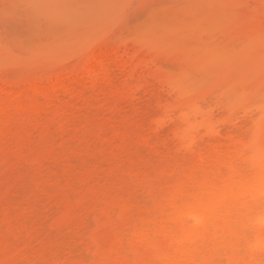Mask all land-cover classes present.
Returning a JSON list of instances; mask_svg holds the SVG:
<instances>
[{
	"label": "bare ground",
	"instance_id": "obj_1",
	"mask_svg": "<svg viewBox=\"0 0 264 264\" xmlns=\"http://www.w3.org/2000/svg\"><path fill=\"white\" fill-rule=\"evenodd\" d=\"M216 1L217 0L212 1V8H208V10L210 9V16L211 14H214V17L217 15L215 6V11L211 10L213 9L212 4ZM226 8L222 9V11H226ZM199 9L203 11L204 7ZM229 12L230 11H228V13ZM228 15L229 14L225 16ZM217 19L218 17H216V22ZM219 20L221 21L222 19ZM220 21L217 23L220 24V26L223 24L221 30H223V27L224 29H229V23L226 24L227 27H225L226 25L224 26V23L226 21L224 23H220ZM204 22H206V20H204ZM231 22L232 21H230V25L232 26ZM202 23L203 19L200 25L205 24ZM192 24L193 23L188 25L185 23L183 25H188L190 28ZM195 26L198 30V26L196 24ZM211 28L212 31L215 30H213V27ZM232 28H230L231 31L226 30V34H224L225 30L222 31L223 33L220 30L219 32H221L222 37L224 34V40H229L230 44L228 43V47L226 46V48H228V50L231 49L229 51L233 54L232 50H235L234 53H236V48L232 46V42H234L236 38L230 40L234 37L233 35H231V37L229 35V32L233 31ZM180 29H182L181 26ZM198 31L195 32L198 33ZM237 31L239 32V30ZM159 34L158 32L156 35ZM237 35L238 40L236 39L237 41L235 40V42H237L238 45L241 43L240 47L243 45L242 43H244L243 47H241V51H239L240 47H238L237 54L231 55L232 57L229 58L230 60H226V64L222 62L225 69L228 67L230 68L226 69L227 72L229 70H234L232 75L235 74V77H232V79L229 77L231 80L228 79V81L225 82L226 84L223 83V85H218V83H216L217 86L214 89H211V86L206 87L209 88L207 91H205L206 88L204 91H200L201 88L195 85V83H197L196 78H190V76L193 75L192 72L195 74H197V72H202L199 71L201 70L199 66L203 67L204 64L210 61L209 54L211 48L208 50L210 51L209 54H207L208 51H206V55H204L203 52L202 54L199 53V55L195 53L194 56L191 57V62H184L185 67L183 66L184 69H181L182 75L177 73V77L176 74H169L170 72L168 73L162 70L163 65H161L162 63L159 61L161 60L163 64H165V60L167 61L166 63L173 62L177 59L180 60L185 53L183 52L184 55L180 53V47L174 48L175 50L173 48H168L171 45L169 41H167L165 45L163 42L162 45L160 42V40H164L163 38L161 39L162 35L150 37L148 41L145 36L132 41H128V39L127 41H118L119 39L115 40V38H108V36L107 38L106 36H103V38L98 37L90 42L91 44L85 45L70 57L55 60L53 64L51 63L52 65L48 64V66H50L48 70L46 67L43 69L44 71L29 70V72L27 70L26 73H24L25 68H21L23 71L21 74H24L21 76V74L18 73L20 77L15 79L10 76L13 74L0 73V136L15 125L20 127H23V125H37L48 115L51 117V124L57 126L60 134L64 135L72 127L77 126L79 120L87 118V115L88 118L85 120H88L89 113H92V108L94 110L96 106L95 112H93L91 116L95 119H99V121L104 113L107 114L108 110H110L109 115L106 116L107 118L103 116L104 119L106 118V121H103L102 118V122H98L99 126L97 125L98 129H96L100 131L99 133H104L109 129L106 132H111V134H113L112 136H114L118 142H129V140H133L129 142L132 143L137 140L144 150L151 152L164 162L176 161L178 159L186 161L184 165H180L178 162L166 166L156 173L157 177L154 175L155 178L153 176H147L149 174H145V177L143 174V177L140 179L138 174L134 176L136 178L134 179V177H130L131 175H128L130 173L124 169L127 174V176L126 174H124V176L126 178L128 176L130 177L127 179H134H132V181L130 180L133 182L132 184L138 183L137 179H140V181L138 179L139 184H134L136 185V189H134L135 192L133 191L132 193V191L129 190V192L127 190L126 193L129 192V195H122L123 197H121V195L117 197L110 196L107 201L104 199L105 197H100V191H97L99 189L102 191L103 187L106 189L107 187H105V185L109 184V182L113 183V178H116L114 175L115 170L119 173V171L123 169L120 167L122 161L120 162L118 159L120 165L118 163L115 164L116 166L117 164L119 165V170H117V168L114 169V167H116L115 165H111V168L109 165V163L111 164L110 158L106 159L107 157H105L102 164L93 166L87 171L86 179L82 182L84 187L94 185V188L90 186V190H92L91 192L89 191V194L92 195L90 196L91 198H84L88 201V203H85L86 205L83 204L85 201L80 202V205L82 203L81 206L77 205L79 203H75L78 206L76 208V205L74 206V203H71L73 200L70 202L67 201L68 198L65 197L66 194H63L64 197H61L62 192L61 195L55 194L49 199V201L51 200L50 202H53L55 205L53 206V203H49L52 207H56L55 203L59 204L58 206L60 207V204L62 205L64 204L62 202H65L66 204L69 203L67 204L69 208L64 204L66 206V211H69L71 208H73V211L75 210L74 213H76L78 209L82 211L79 212L80 214L77 213L78 217H76L77 214H75L76 216L74 214L71 215L73 211H69L70 214L65 211L64 216H61L62 218L57 217L59 221L54 219L56 221L51 222L52 220H49L51 226L53 225L54 227L48 228V232L54 229L58 231L59 228H62L63 222L65 224L67 218L71 220V222L69 221L71 226H74L73 224L76 223L72 228H63L64 232H66H63V237L61 235L63 229L60 232L61 234H59L62 240L65 235V237H67L69 234L71 235V233L76 234L75 238L70 237V235L68 236L69 238L67 239L69 241L71 240L70 243H67L66 241L68 240L66 239H64L65 242L61 241V237H57L59 236L57 232V236L55 235L57 240L53 236V241H55L53 244L52 242L49 243V240L52 241L51 236L54 233L51 234V236L45 233L42 235L40 231L44 229L40 228H44L43 218L47 212H45L44 209L46 210L48 208L47 210H50V207L42 203L41 206L44 207L43 205H45L46 208L44 207L43 209L41 207L43 210L40 208V214L38 216L35 214L38 210L36 209L37 211H35L33 209L35 205H38L34 202L36 198L32 201L33 198L30 195L32 199L25 196L29 200V202H26L28 201L24 200L26 198L22 199L18 197L19 200H24L18 203L26 204V209H24V205L21 209L19 207L20 205L17 206L16 204L13 209L19 207L17 209L22 210L20 212L24 214L32 210H34L35 213L31 212L32 214H30V212H28L29 214H26V217L30 219L29 221L24 214L20 215V218L18 216L19 219H14L13 221H28L32 224V227H36H34L35 229H30L31 231L38 229L39 232L37 231V233L39 236L41 235L40 237H42L45 234V237L38 238L39 241L37 239V233L31 235V238L28 236L27 238L30 239L29 241L31 242L35 239L37 240H35V242H37L35 245H37V249L40 247V250L38 249L39 252L36 253L37 249L35 246L32 247L30 243H28L30 246L28 247L30 248L29 250L32 248L35 249H32L30 252H19V254L21 253L19 256H11L8 259L9 261L7 260L8 263L5 264H264V223L257 228L250 227L251 220L264 216V49L261 54L258 47L253 45L257 50L255 48L251 50L253 52L258 51L259 53L255 52V55L260 54V57H262L259 58L258 55V58L256 56H251L249 58H252V60H248V55H244L243 53H246L244 52L246 49H250V47L245 45L249 37H247V34L243 35L248 39L244 36L243 38L242 36L239 37L238 33ZM207 36L209 37V35ZM250 36L252 37V33ZM219 37L218 46L219 44L222 46L225 41L226 43L228 42V40L223 41V38L221 41V36ZM143 38L145 40H143ZM239 38H242V41ZM243 39L247 41L244 42ZM149 41L152 42L149 43ZM213 43H216L215 40ZM208 45L210 44L208 43ZM224 45L223 47H225ZM250 45L251 44L248 46ZM163 46H165V48ZM210 46H212V43ZM214 47L212 49H214ZM244 47L247 48L244 49ZM242 49L243 53H241ZM170 51L172 52L170 53ZM198 51L200 52L201 49L197 50V52ZM238 51L240 53H238ZM151 52H153V55H156L158 52L163 53L160 57L158 56L159 58L154 56V59H151ZM227 52H225V54ZM253 52H251L249 56L252 55ZM170 54L171 57H173L172 59ZM157 55H160V53ZM172 55H177V57ZM179 56L182 57L179 58ZM226 56L228 55L226 54ZM245 56H247V61L245 60ZM256 58L258 63L255 60ZM155 60L159 61L157 62ZM241 60H245L246 62H242ZM19 61L21 62V58ZM248 61H253V63L250 62L249 65ZM244 63H247L246 66L248 65L250 67L246 68L244 65L242 66ZM240 64L241 71L238 66ZM251 64L253 65L251 66ZM205 66L204 69L206 70L207 67L205 68ZM212 67L215 66L212 64ZM223 67H217V70H223L221 74L225 76V69ZM195 68L197 69L195 70ZM215 70L213 68L212 72H215ZM220 71L218 72L219 74ZM237 72V75L240 76L239 78L236 75ZM195 74L193 76H195ZM214 76L220 75L214 73ZM192 78L195 79H193L195 83H193ZM195 87H199V90ZM202 88L204 89V87ZM106 91L107 94L105 93ZM118 92L124 95V97H118ZM104 93L106 97L111 98V102L114 99L113 103H115L118 98L121 100L118 99L120 100V104L116 103V106L111 103V105L113 104L114 106L112 105L110 108L107 107L106 109L108 110L102 113L99 110H103L104 108L99 107L101 102L99 103L98 98L99 96L103 97ZM142 97L146 99H141ZM110 100H106V104L107 102L109 103ZM141 101L142 103H140ZM142 104L146 105L144 109L138 107V105L143 107ZM98 107L100 108L99 110H97ZM20 115H24V118L19 121H14L13 117ZM82 116L83 118H81ZM147 118L149 119V124L145 125V120H147ZM97 132L95 133L97 134ZM23 133L25 132L23 131ZM22 134L20 137L18 136L20 142L25 138ZM121 142L119 146L127 147V144H129H124L125 142L122 144ZM110 143L111 141L107 142V145L105 144L106 147L110 146ZM17 147L19 150L20 146ZM111 150H113L112 147L108 151L110 155L112 153ZM20 153L21 152H18V156H21ZM116 156L119 157L118 154H115V157ZM141 162L144 164L143 161ZM108 168L112 169V171ZM106 169L108 170L105 171ZM107 172L109 176L102 182L103 185L101 186L98 179ZM125 172L122 171V173ZM196 173H198V176H195ZM52 174H54V172L51 173V177H60L55 174V176H53ZM64 174L68 176V168H66ZM48 177L49 176L42 179L40 188L36 187V189L40 190L37 194L39 193L43 196L47 188L46 186H49V183H55L53 179H51L52 182L48 180L49 183L43 181ZM61 177L66 178L65 175ZM72 177L75 181V177L73 175ZM69 178L70 179H65L67 180L66 183L70 181L68 184L72 185L73 179L71 177ZM65 180L63 181L61 179L60 182L56 181L57 185L62 181L65 182ZM43 182H45L46 186ZM51 184L50 186H53ZM37 185L39 186L38 183ZM138 185H140V191H145V194L144 192L143 194L144 197L148 196L147 198H143V194L139 195L140 192L138 193L137 190V187L139 189ZM13 187L14 186L10 187V189ZM14 188L16 189V187ZM57 190L60 191L59 189ZM12 191L13 189H11V193ZM35 195L36 194H32L34 197ZM141 195L144 200L141 198L142 201L140 203L139 196L141 197ZM41 196H39L40 203L42 201L40 198ZM13 197H15L14 194ZM36 197V202L38 203V195ZM64 198L65 200H63ZM60 199H62V201ZM145 199L146 202H143ZM16 201L17 199L15 202ZM12 202H9V204ZM70 204L74 207L71 206L70 208ZM7 206L10 208L9 205ZM58 206L55 208L56 211ZM82 206L84 210L83 208L81 210ZM1 209H3V207ZM3 210L4 211L0 210V216L3 214L8 215L7 210H5V208ZM17 211L19 212V210ZM42 211L45 212L43 218L41 215ZM95 211L97 214L95 213L92 215ZM51 212H53V210H51ZM54 213L52 214L54 215ZM48 214L49 211L46 215L48 216ZM67 214L70 217H66ZM30 216H34V219H31ZM89 216H92L91 220L93 222H91V224H94V228H96V225L100 227L99 222L101 223V221L104 222L101 225V227H103L92 231L94 228H91V224H88L91 221L90 218H88ZM6 217L4 218L6 219ZM23 217L26 220H23ZM40 217L43 221L40 220L38 222ZM51 217L53 216L51 215ZM48 218L50 217L46 219ZM75 218H78V220L76 221ZM96 219L99 222L96 223ZM33 220L37 221L39 224ZM13 221L10 222V225L14 224L11 226V233L16 237L18 235L17 230H20V226L23 229L24 225L23 223L20 225L22 221H17L16 223H13ZM31 221H33V223ZM86 221L88 226L85 228ZM34 223L35 225H33ZM58 223L61 224V227ZM30 224L28 225L29 228H31ZM28 226H26V228ZM56 226L59 227L57 228ZM88 227L91 228L92 233L89 232L90 228ZM51 228H53V230H51ZM28 229H26V231ZM96 230L98 234H100V232L102 235L105 234L103 235L104 237H102L101 234L98 236ZM103 230H108V233ZM13 232L17 234L15 233L14 235ZM93 232L99 238L102 237L106 239L105 242L103 244H95L94 235L93 237L91 235ZM74 234L71 236H74ZM33 236L34 240H31ZM83 237L87 239V241L83 242ZM59 240L61 244L64 242V245L61 246L60 244L62 249L56 251V242L60 243ZM85 242L90 243L86 244ZM44 243L47 244L44 245ZM79 243L86 246H81ZM0 245L2 244L0 243ZM42 245L48 247H45V249ZM79 245L82 249H79L80 251L77 250V246ZM83 247L85 249H83ZM42 249L43 251H41ZM24 252H27L28 256H26L25 254L27 253L24 254ZM33 252H35V254ZM77 252L79 253L78 255ZM29 253L33 254L29 255Z\"/></svg>",
	"mask_w": 264,
	"mask_h": 264
},
{
	"label": "rangeland",
	"instance_id": "obj_2",
	"mask_svg": "<svg viewBox=\"0 0 264 264\" xmlns=\"http://www.w3.org/2000/svg\"><path fill=\"white\" fill-rule=\"evenodd\" d=\"M212 1H215V0H206V1L205 0H0V73L13 74L10 76L15 79V78L20 77V74L23 72L22 71L23 68H25L24 73H26L27 70L28 71L29 70L30 71H44L43 69H45L46 67L48 70L50 68V66H48V64H51V63L53 64L55 60H58L60 58L70 57L73 53H76V51H79L85 45H87V44L89 45L90 42H92L94 39H96L98 37L103 38V36H106V38H107V36H108V38L109 37L115 38V40L119 39L118 41H121V40L127 41V39H128V41H132L135 39H139V37L141 38V37L145 36L147 38V41H148V38H150V37L162 35L161 39L163 38L164 40L162 41L159 38L162 45H163V42L165 45V43L167 44V41H169L171 45L168 48H173V49L175 48L176 49V48L180 47L179 48L181 50L180 53H182L183 55L185 53V55L183 57L179 56V58L182 57V59H180V60L177 59L175 61L172 60L173 62L166 63L167 61L165 60V64H163V62L160 60L161 58L159 59L160 61L158 60L160 63H162L161 65H163L162 70H164L168 73L170 72L169 74H172V73L176 74L177 77H178L177 73L182 75L181 69H184L183 68L184 62L185 63L186 62L188 63V61L191 62L192 61L191 57H193L195 53H197L199 55V53L202 54V52H203L204 55H206L205 54L206 51H208L209 48H211V52L210 51L207 52V54H209V52H210V54H209L210 61L209 62L206 61L208 63L204 64V66L207 65V66H205V68L207 67L206 70L204 69V66L203 67L199 66V67H201V70H199V71H202L205 74H203L202 72L201 73L197 72V74L192 72V74L193 75L195 74V76L192 75V76H190V78L191 77L196 78V81L198 84L195 83L194 78H192V80L194 79L193 83H195L196 86L198 85L201 88L200 91H204L206 87H210V86H211L210 87L211 89L212 88L214 89L217 86L216 83H218V85L219 84L223 85V83L226 84L225 82H227L228 79H230V78L232 79V77H235L234 73H233L234 75H232V72L234 70L233 71L229 70L227 72L226 69H228L229 67L225 69L223 67V63L227 62L226 60L229 61L230 60L229 58L232 57L233 54H237V49H238V47H240V44H241L240 43L238 45L237 42H235L236 39L238 40L237 33L239 34V37H241V36H242V38H243V36L246 37L245 36L246 34H247V37H249V39L246 37L248 39V41L246 39L244 41V39H243L244 42L247 41V43L245 45H247V47H250V49L249 48L246 49L247 47H244V49H246L244 52H246V53H243V49H242L241 53H243L244 55H248V57L245 56V58L247 57L248 60H250V59L252 60V58H249V57H251V56H254V57L256 56L257 58H258V56H259V58L262 57V56L260 57V54L255 55V52L256 53H259V52L258 51L253 52L251 49H254L257 46L258 50H260L261 54H262V51L264 49V0H217L216 2H214L212 4L213 9H211V10L215 11V8H216L215 12H217V15L215 17H214V14L213 15L211 14V16H210V13H209L210 9L208 10V8H212V6H211ZM247 1H248V3H247ZM205 3H207V4H205ZM245 3H246V5H245ZM243 4H244V6H243ZM199 6L204 7V10L200 11L201 9H199V8H201V7H199ZM206 6H208V7H206ZM214 6H215V8H214ZM247 6H248V9H247ZM221 7H224V8L227 7L225 9L226 11H224V10L222 11V9H224V8H221ZM245 7H246V9H245ZM244 10H247V11H244ZM228 11H230V12L228 13ZM204 13H207V14H204ZM224 14L225 15L229 14V15L225 16ZM230 14H232V15H230ZM219 16H220V18H219ZM216 17H218V19H217L218 23L220 21L219 19L223 20V21L221 20L220 23H224L225 21L227 22V23L226 22L224 23V26L229 23L228 24L229 29H227V28L224 29V27H223V30H225L224 34H226V32H227L226 30L231 31L230 28H232V26L234 25L232 28L233 31L229 32V35H230V37H231V35L234 36L230 40H234L233 38H236L234 40V42H232V46H234L236 48V53H234L235 50H232V52H233V54H232L231 51H229L231 49L228 50V48H226V46L228 47V43L230 44V42L228 39H225V40H228V42L226 43V41L223 38L224 34L222 37L221 32L223 30H221V29H222L223 24H221V26H220V24H218L216 22ZM202 19H203V23H205L204 25H200ZM204 20H206L207 24H206V22H204ZM209 20H211V21H209ZM229 20L232 21L231 22L232 26L230 25ZM261 21H263V22H261ZM182 23L183 24L187 23L188 25H190L191 23H193V24H192V27L189 28L188 25H183ZM195 24L198 26L197 28L200 32L196 29ZM180 26L182 27V29H180ZM184 26H188V27H184ZM194 27H195V29H194ZM211 27H213V30L214 29L215 30L212 31ZM225 27H227V25ZM183 28H186L188 31L186 29H183ZM236 29L239 30V32ZM219 30L221 32H219ZM234 30H236V31H234ZM183 31L186 32L187 34L184 33ZM195 31H198L199 35ZM158 32L160 34L156 35V34H158ZM173 32H174V34H173ZM201 32H203V33H201ZM233 32H235V33H233ZM191 33H192V35H191ZM251 33H252V37L250 36ZM235 34H236V36H235ZM243 34H245V35H243ZM207 35H209V37ZM219 36H221V39H220L221 41H222V38H223V41H225L226 44L223 42L225 44V45L223 44L225 47H223L222 43H221L222 46H220V44L218 46V43H219L218 39L220 38ZM242 38L241 39L239 38V39L242 41ZM143 40H145V39L143 38ZM214 40L216 42L215 44L213 43ZM150 42H152V41H149V43ZM208 43L210 45L212 43V46L208 45ZM242 44L244 45V43H242ZM249 44H251V45L248 46ZM168 45H169V43H168ZM216 45H217V47H216ZM243 45H241V47H243ZM181 46H182V48H181ZM202 46H203V48H202ZM163 47L165 48V46H163ZM213 47H214V49H212ZM222 47H223V49H222ZM241 47H240L239 51H241ZM200 49H201V51L197 52V50H200ZM255 49L257 50V48H255ZM193 50H194V53H193ZM227 50H228V52H227ZM172 51H170V53ZM239 51H238V53H240ZM163 52H158V53H156V55L155 54L153 55V52H151L152 55L150 58L154 59L153 58L154 56L159 58ZM221 52H222V55H221ZM225 52H227L226 54L228 56H226ZM248 52H250V53H248ZM251 52H253L254 55L252 54L249 56V54H251ZM159 53H160V55H157ZM177 55L176 56L172 55V56L177 57ZM211 55H212V58H211ZM148 56H150V55H148ZM170 57H171V54H170ZM219 57H220V59H219ZM20 58H21V62L19 61ZM172 58L173 57H171V59ZM206 58H208V57H206ZM247 58L245 59L246 61H247ZM257 58L255 59L256 61H257ZM216 60H217V62H216ZM245 60L244 61L241 60V61L246 62ZM155 61H157V60H155ZM69 62H71V61H69ZM248 62H249L248 63L249 65H250V62L253 63V61H248ZM257 63H258V61H257ZM212 64L215 67H212ZM246 64L247 63H244V64H242V66L244 65V67H246V68L250 67L248 65L246 66ZM252 65L253 64H251V66ZM238 66L240 67V71H241L242 70L241 64ZM187 67H188V65H187ZM217 67L218 68L223 67L225 69V73H224L225 76L221 74V72L223 71V70L220 71L221 69L219 70L220 74L218 73L219 71L217 70ZM210 68H211V71H210ZM213 68H214V70L216 68L215 72L214 71L212 72ZM255 68H256V66H255ZM19 69H21V70H19ZM196 69L197 68H195V70ZM229 72L231 73L232 76L230 75ZM18 73H20V74H18ZM214 73L218 74L220 76H214ZM23 74H21V76ZM237 74H238V72L236 73V75ZM189 75H191V74H189ZM215 77H217V78H215ZM237 77L239 78L240 76L237 75ZM190 78H188V79H190ZM118 85H120V84H118ZM213 85H215V86H213ZM199 87H195V88L197 90H199ZM202 87H204V89ZM104 89H107V88H104ZM207 89H209V88H206L205 91H207ZM105 93L107 94V91ZM105 93H104L103 97L99 96V98H98L99 103L101 102L99 104V107L104 108V109L102 110L98 107L97 110L100 109L99 111L102 113H104L103 111L106 112L108 110V109H106L107 107L110 108V106H112L113 104L115 106L117 104H120V102H119L121 100L120 96H122V98L124 97V95H122L121 93L118 92L117 96L120 97V98H118L120 100L117 99L116 102L113 103L114 99L111 102V100H110L111 98L106 97ZM141 99H146V98L142 97ZM106 100H110L109 103L107 102L108 105L106 104ZM104 101H105V103H104ZM142 101L140 103H142ZM111 103H113V104L111 105ZM143 103H144V101H143ZM144 106L146 107V105H143V107L141 105H138V107L141 109H144ZM95 109H96V106H95L94 110ZM94 110L92 108V113H89V119L88 120H85L88 118V115H87V118H83V116H82L81 118H83L84 120L78 119L79 122H77V126L72 127L70 130L67 131L68 133L66 132L64 135L60 134L59 128L57 126L51 124V122H50L51 117L48 115L46 118H44L37 125H23V127L15 125L11 129L4 132V134H2V136H0V139H1L0 140V210L4 211L3 209L5 208V210H7V212H8V215L3 214L2 216H0V219H1L0 220V243L2 244V245H0V247H1L0 248V264L8 263V261H9L8 259L11 256H14V257L19 256L21 254V253L19 254V252H23V251L30 252L32 249H35V248L37 249V245H35V244H37V242H35L36 239L34 240V236L31 239V240H34L32 242L29 241L30 239L27 238L28 236L30 237L31 235H34V233H37V231L39 232L38 229L32 230V231L30 230V229L36 228L35 226L32 227V224H30V222H28L30 219L26 217L27 216L26 214H29L28 212H30V211H28L27 213L24 214V213L20 212L22 210L17 209V208H19V207L21 208L23 205L24 206L26 205V204H19L18 202L21 203L24 200L25 201L28 200V198L30 199L31 197L33 198V199L31 198L33 201L35 198L37 199V197H36L37 195H38V199H39V196H41L42 194L41 195L39 193L37 194V192L40 190L36 189V187L40 188V182L42 184L43 178L49 176L48 178L44 179L43 181L48 182V180H50L52 182L51 179H53V181L55 183L52 182V184H51L48 182L49 186H46L45 182H43V184L47 187L46 188L47 193L45 191V193H43L44 195L40 197L42 199L41 203H40V199H39V201L37 200L38 203L36 202V199L34 200L35 204H38V205H35V208H33V209L35 211H37V210L38 211H37V213H35L34 210H32L31 212L35 213L39 216V214H40L39 210L42 207L41 206L42 203L45 204L46 206L50 207V210H47L48 208L45 210L44 209V207L46 208L45 205H43L44 207H42L45 212L47 211L46 214L49 211L50 216H49V214H48V216L45 214V216L43 218V215L45 212L42 211L41 215H42V218L44 219V223H43L44 228L42 227L40 229H44L46 232L44 230L43 231L41 230L40 232H42L41 233L42 235H43V233H45L46 235L49 234L48 236H51V234L54 233L51 236L52 241L49 240V243L52 242V244H53V242L55 241V240L53 241V236L57 240V237H59V238L61 237L59 234H61L60 232L62 231L63 228H65V227H67V229L72 228L75 226L76 223L73 224L74 226H71L70 225L71 220L69 218H67L65 221V224H64V222L62 224V228H59L60 231L59 230L56 231L55 229H54L55 230L54 231L53 228H51V230H53V231L48 232V228L50 229V227H54L53 225L51 226V223L49 220L51 219L52 220L51 222H54V221L58 220L57 217L59 218L61 216H64V213L66 211L65 207L67 206V204H69V203L66 204L65 202H62L64 204H66V206L64 204H62V205L60 204V207H59L58 206L59 204L55 203L56 207L58 206V208H59V209L57 208V211H56V209H55L56 207L51 206V204L53 202L51 203L50 202L51 200L49 201V199L55 194L61 195V192H62V195L66 194L65 197L68 198L67 201L70 202L71 200H73V202H71V203L72 204L74 203V206L77 203H79V204H77L79 206L80 202H82V201H85L83 204L88 203V201L85 200L84 198H87V199L91 198L90 196H92V195L89 194L92 191V190H90V188H91L90 186H93V188H94V185L84 187L82 185V182L86 179L87 171L93 166L102 164L103 163L102 161L104 160L105 157H107L106 159L110 158V162H111V164L109 163L110 166L111 165L114 166L116 163H118V159H119L120 162L122 161L121 166H120L121 169H123L122 171L125 172L124 169H126V171L128 173H130V174H128L129 176L131 175L130 177H134V176H137L139 174L138 177H140V179H141V177H143V174H144V176H145V174H149L147 176H150V177L153 176L154 177V175H156V177H157L156 173L158 171H161V169L165 168L166 166H168L170 164H175V163L179 162L180 165H184L186 163V161L180 160V159H178L176 161L164 162V161L160 160L159 157L152 154L151 152L144 150L139 145L137 140H135V142H132V143H129V142H131L133 140H131V141L129 140V142H125V141L121 142L120 141L122 144L124 142H125L124 144H126V143H129V144H127L128 145L127 147H124L121 145L119 146L120 142H118V140L114 136H112L113 134H111V132H109V131L106 132L109 129H107L105 131L107 133V135L105 132L99 133L100 131L97 130L98 126H99L98 122H100V121L102 122L103 116L104 117L108 116L110 110H108L107 114L104 113L103 116L101 114L102 118L100 121H99V119H95L94 117L91 116V115H93V112H95ZM90 112H91V110H90ZM22 118H24V115L13 117L14 121H19ZM106 118L105 119L103 118V121H106ZM148 124H149V119L147 118V120H145V125H148ZM100 126H101V124H100ZM23 131L25 133H23ZM26 132H27V134H26ZM95 132H97V134ZM21 134L24 135L23 137H25V138H24V140H22L20 142L18 140V136L20 137ZM25 134H26V136H25ZM109 141H111L110 146L106 147V145H107L106 143ZM136 141H137V143H136ZM17 146H20L21 149L19 148V150H18ZM108 147H110V148H108ZM111 147L113 150H111L112 153L110 155V152H108V151L111 149ZM60 148H62V149H60ZM105 148H108V149H105ZM102 150H104V151H102ZM18 152H21L20 153L21 156L20 155L18 156ZM112 154H114V155H112ZM115 154L116 155L118 154L119 157H117V156L115 157ZM141 161H143L144 164H142ZM118 164H117V166L115 165L116 167H114V169L117 168V170H119L118 167L120 164L119 165ZM110 166H108V167H110ZM122 166H124V167H122ZM65 167L68 168V171H69L68 176H67V174H64V171L66 170ZM111 168H112V166H111ZM108 169L112 171V169H110V168H108ZM108 169H106L105 171H107ZM122 171L120 170L119 173H117L115 170L114 175L116 178H113L114 179L113 183L109 182V184L105 185V187H107L106 189L103 187L104 189L102 188V191H101V189H99L97 191V192L100 191V194H101V195L99 194L100 197H102V198L105 197L104 199L108 201L110 196L117 197V196L121 195V197H123L122 195H125V194L129 195L128 193L130 191H132V193H133L134 189H136V185L139 184L140 179L138 178L139 179V181L137 179L138 183H134V184H136V185H134V184H132L133 182H131L133 178L127 179L129 176L126 178L124 176V174H126V172L122 173ZM53 172L56 176H60V177H58V178L51 177V173H53ZM54 174H52V175L55 176ZM64 175L66 176V178L61 177ZM72 175L75 177V181H74ZM108 176H109V174L107 172V173H104L103 175H101L99 177L98 181L100 182L99 184L101 186L103 185L102 182H104ZM126 176H127V174H126ZM195 176H198V173H196ZM69 177H71L73 179V180L71 179L72 185L68 184V183H70V181L68 183H66L67 180H65V179H70ZM61 179L63 181L65 180V182L62 181L61 183H59V185H57L56 181L60 182ZM134 179H136V178L134 177ZM37 183L39 184V186L37 185ZM50 184L53 186L54 185H56V186L53 187V186H50ZM162 184H163V182H162ZM65 185H67V186H65ZM12 186L16 187V189L14 187L11 188V189H13V191L11 193L10 187H12ZM138 186H139V189L137 187V190H138V193L140 192L139 195L143 194V192L145 194V191H140V185H138ZM55 187H57V188H55ZM57 189H59L60 191H58ZM127 190L128 191L130 190V191L128 193H126ZM10 194H12V195H10ZM13 194L17 199L16 202H15L16 199H15V197H13ZM32 194H36L35 197L32 196ZM45 194H46V196H45ZM136 194H137V192H136ZM144 194H143V198H145V197L147 198L148 196L144 197ZM62 195H61V197H64V195L63 196ZM130 195H132V194H130ZM25 196H27L28 198H26ZM107 196H108V199H107ZM18 197L22 198V199H24V198H26V199H24L23 201L20 199L21 200L20 201ZM115 197H114V199H115ZM10 198H12V199H10ZM139 198H140V203H141L142 195H141V197L139 196ZM128 199H129V196H128ZM130 199H131V197H130ZM11 200L14 202H12ZM60 200L62 201V199H60ZM63 200H65V198ZM78 200H79V202H78ZM137 201H139V200H137ZM9 202H12L14 204H12V203L9 204ZM26 202H29V200ZM143 202H146V199ZM39 203H40V205H39ZM49 203H51V204L49 205ZM15 204L17 206H19V205L20 206L17 207L16 209H13ZM72 204H70V208H71ZM7 205H9L10 208H8ZM52 205L55 206L54 203ZM77 205H76V208L78 207ZM81 205H82V203H81ZM85 205H84V208H85ZM11 206H12V208H11ZM74 206H72V207H74ZM2 207H3V209H1ZM67 207L69 208V206H67ZM42 208H41V210H43ZM82 208H83V206L81 207V210H82ZM84 208H83V210H84ZM24 209H26V206ZM72 209L73 208L69 209V211L72 212L73 211ZM17 210H19V212ZM51 210H53V212H51ZM54 211H55V213H54ZM69 211L67 210L66 213L70 214ZM74 211H73V213H71V215L72 214L75 215L79 212H82V211H79V209L76 213H74ZM9 212H11V213H9ZM25 212H26V210H25ZM31 212H30V214H32ZM18 213H19V215H18ZM52 213H54V215ZM95 213H96V211L94 213H92V215H94ZM22 214H24L26 219H28V221H26V222L25 221L23 222L22 220H20V221H22L20 223V225H22V223H23V225H24L23 229H25V230H23L20 226V230H17L18 235L16 237H14L13 234L11 233L12 232L11 226L14 224L10 225L11 224L10 222H12L14 219H19L21 217L20 215H22ZM35 214H33V215H35ZM68 214L66 215V217L69 216ZM0 215H1V212H0ZM51 215L53 217H51ZM18 216H19V218H18ZM38 216H36V217H38ZM4 217H6V219ZM30 217H31V219H34V216H30ZM47 217H50V218L46 219ZM76 217H78V214ZM42 218L41 217H40V219L37 218L38 222L40 220H42ZM88 218H90V220H91L92 216L91 217L89 216ZM95 218H96V215H95ZM7 219H8V221H7ZM26 219H24V217H23V220H26ZM54 219H56V220H54ZM75 219H76V221L78 220V218H75ZM112 219H114V218H112ZM17 221L20 222L19 220H17ZM33 221L37 223V221H35V220H33ZM33 221H31V222L33 223ZM14 222L15 221H13V223ZM91 222H93V221L91 220L88 224H91ZM95 222L97 223L99 221L97 220ZM73 223H74V221H73ZM102 223H104V222H102V221H101V223L99 222L100 227H101ZM263 223H264V216L257 217L255 219L251 220L250 227L252 226V227L257 228L258 226H262ZM29 224L31 225L30 226L31 228H29V226H28ZM37 224H39V223H37ZM18 225H19V223H18ZM25 225L28 227L26 228ZM33 225H35V223ZM56 225H57V223H56ZM58 225L61 227V224L58 223ZM87 226L88 225H87V221H86L85 228ZM93 226H94V224L92 223L90 225V227L94 228ZM97 226L98 225H96V228L92 229V231H95V229L100 228L99 226L98 227ZM39 227H37V228H39ZM90 227H88V228H90ZM13 228H14V226H13ZM91 228H90L89 232L92 233ZM26 229H28V230L26 231ZM14 230H15V228H14ZM29 230H30V232H29ZM97 230H96V232H97ZM103 231H106L108 233V230H103ZM56 232L58 233L59 236H57ZM63 232H64V229H63L62 234H61L62 237H63ZM89 232H88V236H89ZM99 232H100V230H99ZM10 233L12 234V237H11ZM15 233H14V235H15ZM64 233H66V232H64ZM107 233H106V236H107ZM45 234L42 237H45ZM73 234L71 233V235H73ZM96 234L99 236L101 234V232H100V234H98V232ZM96 234H94V232H93V234H91L92 237L94 235L95 244L96 243L97 244H103L106 239H103L102 237H104L103 235H105V234H103V235L101 234V236H102V237L100 236L101 238H99ZM55 235L57 237H55ZM71 235H70V237L75 238L76 234H74V236H71ZM85 235H87V234H85ZM40 236L38 234V237L36 236L37 239L42 238ZM65 236H64V239L68 240L67 238H69V237L68 236L65 237ZM62 237L60 238L61 241L65 242L64 239L62 240ZM48 238H50V237H48ZM82 240H83V242L87 241V239H85V238ZM47 241H48V239H47ZM68 241H66V242L70 243L71 240L69 242ZM59 242H60V240H59ZM64 242H63V244H61V242L60 243L56 242V244H57V246H56L57 248L55 247L56 251L62 249L61 246L64 245ZM28 243H30V245L32 247L35 246V248L31 247L32 249L29 250L30 248H28V247H30V246L28 245ZM32 243H34V244H32ZM47 243H44V245ZM85 243L87 244L88 242H85ZM60 244H61V246H60ZM44 245H42V247H44ZM49 245H51V244H49ZM80 245L77 246V248H78L77 250H79V249L82 250L81 249L82 245L84 247L86 246L84 244H82L81 246ZM54 246H55V244H54ZM84 247H83V249H85ZM38 249H37L36 253L39 252ZM41 251H43V249ZM27 252H24V254ZM33 253L35 254V252H33ZM33 253H31V254H33ZM31 254L29 253V255H31ZM78 254L79 253L77 252V255ZM25 255L28 256V253ZM25 255H22V256H25Z\"/></svg>",
	"mask_w": 264,
	"mask_h": 264
}]
</instances>
